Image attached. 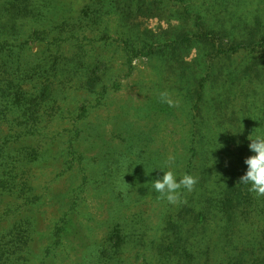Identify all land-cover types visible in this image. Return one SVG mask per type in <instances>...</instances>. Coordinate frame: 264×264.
<instances>
[{
  "label": "rangeland",
  "instance_id": "rangeland-1",
  "mask_svg": "<svg viewBox=\"0 0 264 264\" xmlns=\"http://www.w3.org/2000/svg\"><path fill=\"white\" fill-rule=\"evenodd\" d=\"M223 1L25 0L32 10L25 19V41H31L25 58L31 65L47 62L46 42L58 32L67 36L71 30L58 28L52 35L38 32L66 19L82 20V24L72 31V44H63L61 54L67 59L62 68L58 67L61 70L55 67L45 75L57 74L53 79L56 85L52 86L57 101L45 131L46 146L36 162L25 164L22 176L29 182L25 186V206L15 197L17 194L0 196V232L14 221H29L34 232V255L40 259L47 243L44 236L58 217L59 195L78 186L80 179L75 175L77 163L70 165L71 170L66 165L70 160L67 142L76 121L84 129L78 151L84 154L82 163L94 182L105 171L111 155L127 154L126 140L135 134L136 148L149 139V150L163 155L172 171L182 170L191 150L198 153L194 163L198 168L200 157L211 153L212 142L219 137L264 136V120L252 129L256 119H264V113L254 106L264 103V48L256 54L250 50L227 51L239 39L246 42L258 20L264 24V0H235L240 5L233 18H209ZM40 2L54 5L42 16L37 5ZM237 20L242 25L231 30L229 23ZM35 30L37 34L33 35ZM263 31L256 33V42ZM183 38H191V43L180 45ZM148 46L166 52L135 57L129 67L125 49ZM31 65L25 66V88L34 93L33 80L37 78L27 70ZM91 80H97L94 86ZM250 143L247 153L253 154ZM105 155L108 157L104 159ZM85 198V213L99 218L96 214L107 194L88 192ZM27 199H33L32 205ZM158 206V199L148 197L133 208L132 214L144 213L156 222L161 209ZM3 211L7 215H2Z\"/></svg>",
  "mask_w": 264,
  "mask_h": 264
},
{
  "label": "trees",
  "instance_id": "trees-1",
  "mask_svg": "<svg viewBox=\"0 0 264 264\" xmlns=\"http://www.w3.org/2000/svg\"><path fill=\"white\" fill-rule=\"evenodd\" d=\"M236 3L224 0L216 14L211 13L209 18H233L235 8L240 5ZM30 5L25 0H0V196L17 194L15 197L23 201V206L25 186L29 183L22 176L25 164L36 162L46 146L43 144L45 131L52 122L50 112L57 101L52 88L57 74L45 75L55 67L62 68L60 65L67 59L61 54L63 44H72V31L82 24V20L66 19L58 26L38 32L52 35L58 28L71 30L67 36L58 32L57 37L46 42L47 62L31 65L25 58V49L31 42L28 38L25 41V19L32 11ZM37 5L43 16L54 3ZM240 25L239 20L229 23L231 30ZM254 27L246 42L239 39L227 51L250 50L256 54L264 48V31L256 42V33L264 30V24L258 20ZM36 34L35 30L33 35ZM187 43H191V38L179 42L180 45ZM155 49L154 46L138 50L127 47V65L131 67L135 57L148 58L166 52L162 48L160 52ZM60 59L62 63H58ZM28 64L32 67L27 70L37 78L33 80L34 93L25 88ZM76 66L79 69V64ZM96 81L91 82L93 86ZM254 106L264 113V103ZM263 120L256 119L252 129ZM78 125L76 121L70 131L72 135L66 149L70 160L66 165L71 170L70 165L77 163L75 175L80 179L78 186L59 195L58 217L49 234L44 236L47 243L40 259L34 255L32 247L35 243L32 224L22 220L12 222L0 232V264H264V196H257L239 183L246 171L244 160L252 155L247 153L249 135L214 139L211 153L199 156L198 168L194 164L198 153L191 150L182 170L173 172L177 178L191 174L198 178V183L191 192L182 189L181 201L170 204L152 189L154 180L162 177V170L170 169L163 155L149 150V139L138 149L136 134L129 137L125 144L127 154L111 155L105 171L94 182L87 165L82 163L86 159L84 154L78 151L84 132ZM121 161L124 164H120ZM112 162L115 164H110ZM88 192L107 194L100 203L97 219L85 213L83 204ZM148 197L158 199L161 206L156 222L144 213L132 214L133 208ZM27 200L32 205L33 199ZM2 215H7L6 211ZM240 245L242 248H238Z\"/></svg>",
  "mask_w": 264,
  "mask_h": 264
},
{
  "label": "clouds",
  "instance_id": "clouds-1",
  "mask_svg": "<svg viewBox=\"0 0 264 264\" xmlns=\"http://www.w3.org/2000/svg\"><path fill=\"white\" fill-rule=\"evenodd\" d=\"M250 140L248 148L253 154L244 160L246 171L240 177L239 183L247 186L248 190L257 196H264V136ZM162 171V177L154 180L152 189L160 194L159 198L166 199L170 204L181 201L182 189L191 192L198 183V178L191 174L186 173L177 178L171 170Z\"/></svg>",
  "mask_w": 264,
  "mask_h": 264
}]
</instances>
